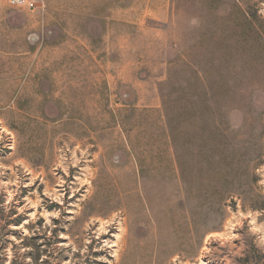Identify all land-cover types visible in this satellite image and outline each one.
Returning a JSON list of instances; mask_svg holds the SVG:
<instances>
[{
	"label": "rangeland",
	"instance_id": "374dc122",
	"mask_svg": "<svg viewBox=\"0 0 264 264\" xmlns=\"http://www.w3.org/2000/svg\"><path fill=\"white\" fill-rule=\"evenodd\" d=\"M0 0V264H264V0Z\"/></svg>",
	"mask_w": 264,
	"mask_h": 264
},
{
	"label": "built area",
	"instance_id": "2783aa9c",
	"mask_svg": "<svg viewBox=\"0 0 264 264\" xmlns=\"http://www.w3.org/2000/svg\"><path fill=\"white\" fill-rule=\"evenodd\" d=\"M10 5L15 7H26L35 9L38 7L37 0H6Z\"/></svg>",
	"mask_w": 264,
	"mask_h": 264
}]
</instances>
